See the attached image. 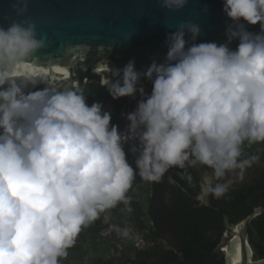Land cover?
I'll use <instances>...</instances> for the list:
<instances>
[{
	"label": "clouds",
	"instance_id": "clouds-1",
	"mask_svg": "<svg viewBox=\"0 0 264 264\" xmlns=\"http://www.w3.org/2000/svg\"><path fill=\"white\" fill-rule=\"evenodd\" d=\"M186 4L161 0L170 10ZM10 7L23 17L28 0ZM223 12L231 21L223 43H196L200 26L184 21L167 35L162 62L110 69L116 79L103 85L112 99L140 96L122 114L124 130L101 100L89 104L83 88L18 73L44 38L30 20L0 23V264H61L102 214L120 204L132 212L137 177L160 183L176 168L191 184L195 169L201 192L219 200L259 163L244 148L264 143V0H224ZM257 24L258 32L247 27ZM142 78L151 81L150 94ZM41 82L48 86L28 90Z\"/></svg>",
	"mask_w": 264,
	"mask_h": 264
},
{
	"label": "water",
	"instance_id": "water-1",
	"mask_svg": "<svg viewBox=\"0 0 264 264\" xmlns=\"http://www.w3.org/2000/svg\"><path fill=\"white\" fill-rule=\"evenodd\" d=\"M223 2L187 0L183 8L170 10L161 6V0H28V11L18 17L10 7L12 0H0V23L7 27L12 20H30L35 23L37 37L44 38V46L17 67L18 73L39 74L58 88L66 85L83 88L94 82L108 92L103 82L107 78L116 79L110 69H122L129 60H134L137 70L147 68L153 59L162 62L167 53L166 37L181 22L191 21L200 26L196 43H223L226 26L231 22L223 12ZM247 27L259 31V24ZM237 44L238 40L233 41L230 47L234 49ZM141 83L150 94L151 81L142 78ZM45 86L48 85L41 82L28 90ZM124 98L120 130L128 123L122 114L133 111L140 96L137 93L135 99ZM164 179L174 184L170 171ZM198 200L201 206L211 207L209 196L201 189ZM263 213L264 207H255L233 225L221 213L224 229L208 264L221 258L224 264H254L256 260L246 242L247 228ZM260 260L264 262V258Z\"/></svg>",
	"mask_w": 264,
	"mask_h": 264
},
{
	"label": "trees",
	"instance_id": "trees-1",
	"mask_svg": "<svg viewBox=\"0 0 264 264\" xmlns=\"http://www.w3.org/2000/svg\"><path fill=\"white\" fill-rule=\"evenodd\" d=\"M83 89L85 94L88 95L89 104L94 100H101L103 104L111 110L112 123L119 125V115L126 104V99L124 97L115 100L112 99L108 92L100 88V86L94 82L84 85ZM252 146H254V144H252ZM129 162L133 163L134 166V162H131L130 159ZM172 178L174 184L176 182L184 184L177 174H173ZM139 180L140 178L137 177L132 189ZM167 183L168 182L165 179L160 183L149 182V188L142 189L141 194H147L151 188L155 191L159 187L166 186ZM257 193L264 195V172L258 177H255L247 187H242L239 190H231L223 199L217 200L211 197V207L188 208L187 211H184L182 214L177 213L173 215L172 221L168 225L167 223L164 224L163 222H158V216L153 211V208L150 209V212L148 213L149 216L147 215V222L152 223L149 225L150 237L156 235V233L162 230L165 226L170 230L173 238L176 239V244L179 248L178 251H167L168 255L163 256L161 264H204L211 256V253L219 242L223 232L224 227L221 213L228 216L231 225L237 223L257 206V202L254 199ZM248 196L252 198L254 205L248 206V204H246L245 199ZM151 200L152 199L150 198H146L145 201L150 202ZM109 212L102 214L100 219L84 228L78 235L74 246L69 248L68 251H82L83 242L88 239L94 240L98 238L100 222L105 219V216H107ZM248 228L250 230L248 236L249 243L253 249V259H263L264 213L253 220ZM146 237H148V235ZM82 254H85V252L83 251ZM222 261L223 259L215 264H222Z\"/></svg>",
	"mask_w": 264,
	"mask_h": 264
},
{
	"label": "rangeland",
	"instance_id": "rangeland-1",
	"mask_svg": "<svg viewBox=\"0 0 264 264\" xmlns=\"http://www.w3.org/2000/svg\"><path fill=\"white\" fill-rule=\"evenodd\" d=\"M263 149L264 143L255 145V155L260 157L259 163L248 168L244 179L235 183L233 187L245 184L249 179H254L255 175L264 169ZM197 175L200 176V173ZM143 183L147 185L148 182L144 181ZM135 193V189H131L128 193L132 208L131 213L127 211L124 204L118 205L117 208L108 213L107 217L109 218L107 220L104 219L100 222L99 237L83 242L82 251H68V256L62 259L61 264H138L143 260H151L149 254L143 255L142 253L150 246V240L146 237L148 222L141 205L137 204L136 206V202L141 201V199L137 200ZM114 225L121 228L129 227L132 235L128 238L123 237L114 230ZM83 251L85 254H82Z\"/></svg>",
	"mask_w": 264,
	"mask_h": 264
},
{
	"label": "flooded vegetation",
	"instance_id": "flooded-vegetation-1",
	"mask_svg": "<svg viewBox=\"0 0 264 264\" xmlns=\"http://www.w3.org/2000/svg\"><path fill=\"white\" fill-rule=\"evenodd\" d=\"M255 145L257 144H254V146L252 145L245 146L244 152L246 156L251 155V154H254V155L256 154V151L254 150ZM188 171L191 172L192 174L191 184H189V182L186 179H183L181 177L182 170L173 168L171 169L172 177H173V174H177L181 178L184 184L177 183L176 181H175L176 182L175 184L167 183L166 186L159 187L155 191L153 190V188H151L147 194H141V190L149 188L148 186L149 182L147 183V185H144L143 183L144 181L142 179L139 180L138 183L140 184L137 183L133 189L136 190L135 196H137V200L141 199L142 202L141 201L136 202V206L137 204L141 205V207L143 208L145 217L147 218V221H148V216H149L148 213L150 212V209L152 208H153V211L158 216L157 221L163 222L164 224L167 223L168 225L172 221L173 215L177 213L182 214L184 213V211L186 212L188 208L194 209V208L203 207L200 205V202L198 200V194L200 192V184H199L200 177L197 175L198 172L195 169H189ZM263 172H264V169L259 171L255 175V177H258ZM252 180L249 179L247 183L242 184V185H237L233 187L231 190H239L242 187H247L252 182ZM146 198H150L152 200L150 202H146L145 201ZM210 198L211 196L209 197V202H210ZM254 199L257 202L256 207H264L263 206L264 205V195L257 193ZM245 201H246V204H248V206L254 205V202L252 201V198L250 196H248L245 199ZM150 224L152 223L148 222V226H147L148 231H146L148 235V240H150V243H149L150 246L146 248V250H143L142 253L143 255L146 253L149 254V256L151 257V260H143L139 262L138 264H147V263L161 264L163 261L162 260L163 256L168 255L167 251H170V250L178 251L179 250L176 244V239L173 238L172 234L170 233V230L165 226L162 230L156 233V235H153L150 237L149 235L150 234L149 232ZM249 234H250V230L249 228H247L246 242L249 245V248L251 249V254H253V249L251 247V244L249 243V236H248ZM210 258L211 256L209 257L208 260H206L204 264H208V262L210 261ZM221 259L217 260L216 262H219ZM216 262H214L213 264H215ZM221 263L224 264L223 261Z\"/></svg>",
	"mask_w": 264,
	"mask_h": 264
},
{
	"label": "built area",
	"instance_id": "built-area-1",
	"mask_svg": "<svg viewBox=\"0 0 264 264\" xmlns=\"http://www.w3.org/2000/svg\"><path fill=\"white\" fill-rule=\"evenodd\" d=\"M130 160L131 162H134V156H132L131 154H129Z\"/></svg>",
	"mask_w": 264,
	"mask_h": 264
}]
</instances>
